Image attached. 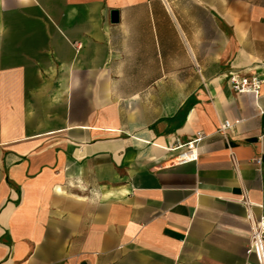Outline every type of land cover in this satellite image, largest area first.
Wrapping results in <instances>:
<instances>
[{"label":"crops","instance_id":"obj_1","mask_svg":"<svg viewBox=\"0 0 264 264\" xmlns=\"http://www.w3.org/2000/svg\"><path fill=\"white\" fill-rule=\"evenodd\" d=\"M230 73L264 81V0H0V264H257L264 86Z\"/></svg>","mask_w":264,"mask_h":264},{"label":"built area","instance_id":"obj_2","mask_svg":"<svg viewBox=\"0 0 264 264\" xmlns=\"http://www.w3.org/2000/svg\"><path fill=\"white\" fill-rule=\"evenodd\" d=\"M231 89L237 94H250L254 98L261 95V90L264 86V81L256 76H246L241 73H230L227 77ZM264 108L258 110V114L262 115ZM229 123L225 122L220 127V131L228 129ZM203 136H197L192 141L177 145L170 151L178 152L173 159L175 166H182L186 164H194L198 160V148L203 141ZM244 203L249 206L245 201ZM247 255H253L257 264H264V217H259L253 220V227L249 244L246 248Z\"/></svg>","mask_w":264,"mask_h":264},{"label":"water","instance_id":"obj_3","mask_svg":"<svg viewBox=\"0 0 264 264\" xmlns=\"http://www.w3.org/2000/svg\"><path fill=\"white\" fill-rule=\"evenodd\" d=\"M110 22L112 24H116L117 23V13H116V11H111L110 12Z\"/></svg>","mask_w":264,"mask_h":264},{"label":"rangeland","instance_id":"obj_4","mask_svg":"<svg viewBox=\"0 0 264 264\" xmlns=\"http://www.w3.org/2000/svg\"><path fill=\"white\" fill-rule=\"evenodd\" d=\"M1 120V119H0Z\"/></svg>","mask_w":264,"mask_h":264}]
</instances>
